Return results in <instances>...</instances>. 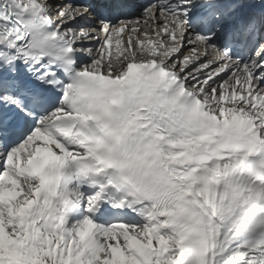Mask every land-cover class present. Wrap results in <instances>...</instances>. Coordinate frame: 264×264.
I'll use <instances>...</instances> for the list:
<instances>
[{"label": "snow or ice", "instance_id": "obj_1", "mask_svg": "<svg viewBox=\"0 0 264 264\" xmlns=\"http://www.w3.org/2000/svg\"><path fill=\"white\" fill-rule=\"evenodd\" d=\"M0 264H264V0H0Z\"/></svg>", "mask_w": 264, "mask_h": 264}]
</instances>
